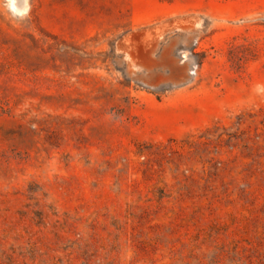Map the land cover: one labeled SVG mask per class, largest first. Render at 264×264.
<instances>
[{
    "label": "rangeland",
    "instance_id": "374dc122",
    "mask_svg": "<svg viewBox=\"0 0 264 264\" xmlns=\"http://www.w3.org/2000/svg\"><path fill=\"white\" fill-rule=\"evenodd\" d=\"M0 264H264V0H0Z\"/></svg>",
    "mask_w": 264,
    "mask_h": 264
}]
</instances>
